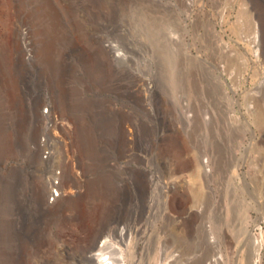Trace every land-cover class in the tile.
Returning <instances> with one entry per match:
<instances>
[{"label": "rangeland", "instance_id": "obj_1", "mask_svg": "<svg viewBox=\"0 0 264 264\" xmlns=\"http://www.w3.org/2000/svg\"><path fill=\"white\" fill-rule=\"evenodd\" d=\"M50 4L17 25L21 102L0 89V264H79L116 227L125 264H254L255 240L264 264V0ZM72 176L85 198L48 215Z\"/></svg>", "mask_w": 264, "mask_h": 264}, {"label": "bare ground", "instance_id": "obj_2", "mask_svg": "<svg viewBox=\"0 0 264 264\" xmlns=\"http://www.w3.org/2000/svg\"><path fill=\"white\" fill-rule=\"evenodd\" d=\"M21 1L23 2V0ZM50 1L40 0V3L36 4V7L34 11L31 13V15H28V12L25 10L26 5L19 6L14 2V0H0V5H1L0 6L1 8V11H0V45H1L0 89L4 92L5 100L7 104H9L10 107H13L15 104L18 105V103L21 102L19 93H18L19 90H17L19 88V87L17 88V83H18L16 82L17 78L15 79V75L12 73V69L14 65H16L15 63L17 62L21 63V61L23 62L25 57L27 56V52L23 46L24 44H22V40L20 39V36L18 33L19 28L17 25L20 24L19 26L24 28V26L26 25L27 18L31 19V17H33V18L39 19L40 17H42L43 19H45L46 22L48 23L50 22L49 24H52V26H55L54 24L58 22V16H57V12L51 6ZM244 12H246V14L252 19L253 27H254V30H253L254 35L252 38L251 37L249 38L252 39L251 43H253L254 46H256V43L258 41L257 30L258 28L262 29L264 33V21L260 19L257 15H253L249 9H247ZM249 22L251 21L249 20ZM44 31L46 30L44 29ZM55 39L57 38L55 37ZM51 49L52 48L48 43H43L41 52L39 54L42 57L48 56L52 51ZM57 107L61 113H64L63 112L64 103L62 102L58 103ZM39 110L40 108H37L35 110L38 115H40ZM69 122L72 127L75 126V123L73 122V120L69 119ZM54 125H55L54 127H58L62 129L64 123L58 122V123H55ZM77 167L80 170V166H77ZM52 179L60 180V177H57L54 175ZM174 180H179V182H182V183L184 181L183 176H178L174 178ZM83 184L84 183L82 182V179H79L78 177H73V176L70 177L69 181L65 183L51 182L49 185H47L46 192L42 194V199H41L42 208L45 209L46 210L45 212L51 216L62 214L65 209L70 208V209L75 210V208H77L78 205L85 198L84 197L85 193L82 192V189H85L83 187ZM67 189L71 190L72 192L70 194L67 193L66 192ZM51 190L55 193L56 198L53 199L54 202L49 205V202L47 200V194L51 195ZM125 233L126 232L124 231L123 228L116 227V229L111 231L110 235L104 236V234L100 233V235H97L96 237H94L89 243L87 251L85 250L86 252L83 255V262L82 260H80L79 264H125L126 257L123 254V250L121 248V245H124V238L126 235ZM210 242H212L213 245L215 244L214 239H210ZM255 246H256V250L254 253V264H259L260 242L255 240ZM216 256H217V253H216ZM216 256L207 259V261L204 264L221 263V258L216 257Z\"/></svg>", "mask_w": 264, "mask_h": 264}]
</instances>
